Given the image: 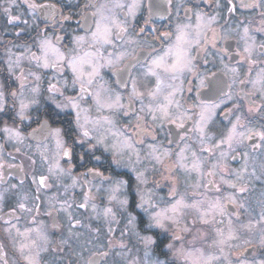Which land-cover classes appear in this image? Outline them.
<instances>
[{
	"label": "flooded vegetation",
	"instance_id": "flooded-vegetation-1",
	"mask_svg": "<svg viewBox=\"0 0 264 264\" xmlns=\"http://www.w3.org/2000/svg\"><path fill=\"white\" fill-rule=\"evenodd\" d=\"M113 2L115 0H14L10 4L9 0H0V92L4 94V101L0 105V264H5V261L7 264H26L19 249L21 244H31L32 240H37L38 247L25 248L23 255L36 256L39 252L36 257L38 264H143L146 249L140 236L152 235L153 239L167 243L173 231L185 236V245L205 248V240L194 238L196 230L207 232V236L212 232L199 223L194 226L190 224L193 218L191 210L187 211L185 219L192 227V232L184 234L174 228L166 236L159 230L141 231L143 225L139 222L135 228L130 226L128 212L118 201L127 198L130 207L134 209L139 201L137 192H140L146 198H151L158 209H163L174 203V198L170 196L173 183H177L179 194L186 197H192L193 193L198 192L203 195L197 196V199H215L234 193L237 200L246 201L247 192L260 182L257 177L258 172L264 170V147H252L254 143L260 142L258 138L234 144L235 151L229 150L227 145H222L220 149L213 148L227 134L238 116L243 125L237 128L238 133L264 129V100L251 83H240L242 80L255 79L259 67L249 71L247 61L238 55L244 53L246 44L255 45L253 59L264 61V56L255 54L258 46L264 43V19L258 10L240 7V0H232L231 4L229 0H171L170 4L166 0H140L141 7L135 10V16L127 15V7L123 10L116 9L119 18L126 19L128 23L124 40L135 41L134 44H125L132 55L137 52L147 55L149 44L157 52L161 51L167 45L156 37L160 33L174 32L178 24H190L189 32L194 37L197 12L203 14L205 24L209 17L216 18L210 26L215 35L208 28L202 29L200 45H193L190 51V55L194 57L193 72L184 73L181 80L175 82L182 89L175 98L187 110L191 119L185 122L184 130L176 129L175 125H170L167 121H163V127H160L161 121H153L147 114V107L143 112L140 111L141 104L138 100L129 109V94L132 91L130 82L124 88L115 83L110 72H104L102 74L105 80L122 96L125 108L99 114L93 109L87 113L90 120H95L98 115L108 116L112 120L111 124L93 128L90 132V137H103L105 143L92 148L96 139L90 138L87 142L73 145V140L80 139L75 124L76 114L71 107L57 109L49 98L52 94L47 91L51 80V83L64 92L63 97L56 94L58 101L76 95V91L70 87L67 91L62 87L66 79L70 85L71 73L67 68L63 73L38 68L31 55H40V41L46 38H50L62 52L67 53L73 47V37L86 35V29L90 26L91 22H85L82 18L86 12L90 16L93 9L85 10L84 6H110ZM119 2L129 5L133 0ZM33 4L36 5L35 8L30 7ZM155 5H160L159 15L152 14ZM229 7L235 10L229 12ZM5 9L8 11L5 12ZM186 9L191 11L186 13ZM9 15L19 19L10 23ZM63 16H70L71 19L64 21ZM146 20L148 23H145ZM81 24L84 25L83 28ZM245 27L249 30L247 37L244 34ZM141 28L145 29L143 33H140ZM57 37L61 38L58 43ZM231 69H235V73ZM29 71L36 73L41 79L37 82L34 77L28 76L21 89L19 77L22 73L27 75ZM137 71L143 70L138 68ZM213 74L225 81L224 92L230 93L231 99L228 96L222 97L225 102L220 103L204 126V141L201 143L200 134L195 130V122L200 111L197 105L204 98L206 90L197 92V86L201 78L212 77ZM227 84L233 86L229 89ZM37 86L40 93L34 95L31 89ZM154 86L155 79L152 77L143 78L137 84L138 90L145 94V106L149 103H163L162 97L155 102L149 100L147 92ZM13 92L16 93L15 97ZM20 99H24L26 103L33 99L36 101L29 103L24 119L17 115ZM86 101L82 102L85 109L91 104L90 98H86ZM252 105L255 106L250 111ZM172 110L175 111V108ZM125 111L128 112L127 115ZM137 116L144 117L139 121L142 129L140 132L136 129ZM43 124H47L49 129H61L60 139L65 141L64 148L70 150V156H64L63 150L57 148V137L47 131H40ZM5 128L19 136L5 132ZM176 131L180 132L184 140L175 135ZM125 140H130L132 149L121 147L122 154L114 157L112 145L122 146ZM170 140L172 143H169ZM105 147L109 151H105ZM152 148L161 152L169 151L171 156L164 164L177 165L167 181L164 177L169 176V173L164 171V165H155L149 156ZM201 148H212V152H202ZM181 149H185L186 159L183 163L187 168H191L195 152L197 158L203 161V173H207L211 165L220 159L221 151L227 153L224 158L227 167L222 170V174L236 187H229L217 175L210 179L220 188L219 192L214 188L205 189L203 184L207 180H203L202 186L197 189L195 185L201 177L196 172L178 167L177 154ZM81 156H84L83 160ZM97 156L100 157L99 161L95 159ZM115 159L121 161L120 165L114 162ZM89 169L102 172L103 177L128 181L117 193V200H109L112 184L101 177H94ZM137 172L144 173L143 178L147 181L139 184V187ZM236 173H240L242 178L238 180ZM41 177H44L43 184ZM240 187L247 190L240 193L237 191ZM85 193H89L90 197L86 207L82 208L80 205L85 203ZM178 198L179 195L175 197ZM21 204L24 205L23 209L20 208ZM227 207L229 213L237 211L231 204ZM109 208L112 212L106 216L105 211ZM239 213V220L249 216L245 207L239 209ZM133 214L137 215L138 221L140 217L146 219L140 209H136ZM250 216L259 217L253 212ZM221 219L223 224L220 226L223 228L227 225L226 220L239 221L235 214L218 216L217 221ZM175 243L177 247L180 246L179 241ZM152 251L153 258L162 261L166 259L159 255V250L155 247ZM103 253L107 255H102ZM167 259L172 264H182L174 260L171 253Z\"/></svg>",
	"mask_w": 264,
	"mask_h": 264
},
{
	"label": "snow or ice",
	"instance_id": "snow-or-ice-1",
	"mask_svg": "<svg viewBox=\"0 0 264 264\" xmlns=\"http://www.w3.org/2000/svg\"><path fill=\"white\" fill-rule=\"evenodd\" d=\"M168 4L171 3V0H166ZM9 3H14V0H9ZM232 3V0H229V4ZM219 6V5H218ZM30 7L35 8L36 5H30ZM41 7H54V6H41ZM85 10L92 8L90 16L85 14L82 18L85 22L90 21V26L86 29V35H77L73 37L72 44L73 47L67 52H62L59 47L50 38H46L40 41V55L32 53L31 59L36 61V67L43 69H50L55 73H63L65 68L71 73V83L69 85L68 80H65V83L62 87L67 91L70 87L73 91H76V95L65 97L63 101H58L56 94L59 93V96L63 97L64 92L60 91L57 88L56 84L49 82L47 91L52 94L49 98L53 101L57 109L63 110L65 108L71 107L75 112V124L80 137L79 141L73 140L72 143L75 145L77 142L84 143L87 142L90 138L96 139V144L91 145L92 148H96L97 145L104 144L105 139L103 137L96 138L94 136L90 137V132L93 128H100L105 124H111L112 120L108 116L98 115L95 120H90L87 113L95 110L96 113H103L105 111H121L124 110L125 105L122 103V96L119 92L115 91L109 85V82L105 80L104 72H110L112 77L115 78V83L119 86L127 88L128 83L132 85V91L129 94V109L135 101H139L141 104L140 111L143 112L145 107H147V114L150 115L153 121L159 119L161 121L160 127H163V121H167L170 125H175V128L178 130L185 129V122L191 117L187 115V110L183 109L180 101L176 100L177 92L182 89L177 86L175 83L178 80H181V77L184 73H191L194 70L193 59L190 55V51L193 45H200V35L201 31L204 28L210 29L211 24L215 21V17H209L207 24L204 23L203 14L197 12L196 15V26H195V36L192 37V34L189 32L191 27L190 24H178L175 28V31H169L160 33L156 39L161 40L166 47H163L161 51L157 52L155 48L149 44V53L147 55L137 52L136 55H132L128 52L125 44H134L135 41L129 40L125 41L124 37L128 32V23L127 20H121L119 15L115 11L116 9L123 10L125 7L128 8L127 15L135 16V10L141 7L140 0H133V3L125 5L120 3L119 0H115L110 6L106 4H89L85 5ZM240 7L244 9H252L257 11L262 19H264V0H240ZM229 12H233L235 9L229 7ZM8 9H5L7 12ZM191 11L186 9V13ZM161 12L160 5L154 6V11L152 14L159 15ZM19 19L17 16L9 15V22L11 23L14 20ZM70 16H63L64 21L70 20ZM145 23H148L146 20ZM83 28L84 25L81 24ZM145 31L144 28L140 29V33ZM153 31H157L153 29ZM248 28L245 27L244 34L245 37L248 36ZM174 37V40H173ZM61 38L57 37L56 41L59 42ZM172 41L171 43H168ZM207 41L205 40V43ZM255 45L249 46L246 44L244 48V53L241 55L242 60H246L249 65V71H252L254 67H259V71L256 73V78L251 80H242L240 83L242 85L251 83L253 88H256L260 93L261 99L264 100V61H257L253 59V48ZM258 56H264V43H261L258 46V51L255 53ZM142 69L143 71H137V69ZM235 73V69H231ZM28 76L34 77V79L39 82L41 77L34 72L29 71L27 75L23 73L19 77L21 81V89L24 88V81L27 80ZM152 77L155 79V86L148 90L147 96L150 101H157L158 98H163V103H149L144 105L143 98L144 93L139 91L137 84L143 78ZM233 85L227 84V87L230 89ZM225 81L217 78L215 74L212 77L201 78L197 86V92L201 90H206L204 98L199 100L197 107L200 111L197 114L198 119L196 120L195 130L200 134L201 143L204 141V126L207 121L214 114L215 109L220 106V103L225 101L222 99L223 96H228V99H231L230 93L224 92ZM78 90V91H77ZM34 95H39L40 89L39 86L33 87L31 89ZM191 91V89H189ZM13 97L16 96V93H12ZM86 98H90L91 104L87 109L82 107V102H87ZM4 101V94L0 92V105ZM29 103H36L35 99L26 103L24 99L19 101V112L17 115L21 119L25 118V110L29 107ZM255 105L250 106L254 107ZM173 107L175 111H173ZM2 110V109H0ZM231 112L232 110L229 109ZM159 113V116H157ZM83 114V115H82ZM128 112L125 111V115ZM144 117L137 116V132H140L141 124L139 121H142ZM83 120V122H81ZM91 126V127H90ZM240 117L236 118V122L232 124L231 128L227 130V134L224 135L219 142L213 145V148L220 149L222 145H227L229 150L235 151L233 147L234 144H242L245 139L252 140L254 138L259 139V143H254L253 148L264 147V129L260 131L248 130L245 132H237L238 127H242ZM5 132L11 133L13 135L19 136L18 133H12L11 129L5 128ZM40 131H47L49 134L57 137V148L63 150L64 156H70V150L64 148L65 141L60 139L61 129H49L47 124L41 126ZM172 135V133H170ZM175 135L180 136V132L176 131ZM181 140H184L183 136H180ZM172 143V140L169 141ZM121 147H126L132 149V144L130 140H125L123 145H112L113 156L122 154L120 149ZM105 151H109L105 147ZM202 152H212V148H201ZM185 149H181L180 153L177 154L178 167L185 169L186 171L196 172L200 180L197 181L195 187L199 189L202 186V181L207 180L206 184H203L205 189H215L219 192L220 188L215 185L214 181L210 177L217 175L221 176L223 183L227 184L229 187L235 188L236 185L231 183V181L224 178L222 170L227 167L224 162V158L227 153L221 151L220 159L211 165V169L207 173L202 172L203 161L197 158L196 153H193V163L191 168L188 169L187 166L183 163L186 159L184 156ZM151 160L154 161L155 165H164V171L169 173V176H165L164 179L167 181L171 178L173 174V168L177 165L168 166L164 162L166 159H169L171 153L167 150L159 151L156 148H152L151 153L149 154ZM137 158L139 159V154L137 153ZM235 158V157H234ZM81 159H84V156H81ZM99 161L100 157H95ZM114 162L117 165H120L121 161L115 159ZM221 169V171H217ZM135 171V169H132ZM51 172L52 169L50 168ZM94 177H101L102 180H106L112 184L110 189L111 195L109 200H117V193L128 183V181L115 179L112 177H103L102 172L95 171L93 169L88 170ZM236 178L239 180L242 178L240 173H236ZM144 173L137 172L136 180L138 182L137 187L141 183H147L143 178ZM259 179V177H257ZM44 183V177H41V184ZM247 189L245 187H240L237 191L240 193L245 192ZM139 196V201L136 203L135 208H131L129 200L127 198L119 200L118 203L122 208L128 212V224L135 228L137 223L143 225L141 231L152 232L153 230H159L161 233H164L166 236L171 229H179L180 233L190 234L192 232V226L199 223L203 226H206L213 233L212 242L208 244V249L206 250L203 247H197L193 244L185 245L184 244V235H178L175 231L172 232L169 242L164 243L162 240L153 239L152 235L140 236L141 241L145 245V258L143 264H172V261L167 259L169 253L174 260L182 262V264H218V262L223 258L225 264H264V259L257 262L254 258L249 260L246 253L249 249H245L243 252H240L235 261L228 258V256L223 255L224 247H231L230 244L233 240L240 239L238 232L240 229L234 227L233 221L230 219L228 222L227 231L218 225L223 224V219L217 221L216 217H225L226 215L235 214L237 220H239V209L244 208V204L240 203L234 193H230L227 196L221 198L217 197L215 199H197V196H201V193H193L192 197H186L185 195H180L178 192L177 183H173L170 190V196L174 198V203L169 207L158 209L157 204L153 203L151 198H146L140 192H137ZM179 195L178 199H175ZM90 197L89 193H85V203L81 204L80 207H86L87 201ZM191 200V202H188ZM264 203V202H262ZM231 204L234 208L237 209L235 213H229L227 205ZM20 208L23 209L24 205L21 204ZM136 209H140L145 214V217H140L138 221L137 215H134ZM191 210L193 218L189 222L185 219L187 211ZM112 210L106 209L105 215L107 216L111 213ZM183 221V224H182ZM259 223H264V207L261 209V216ZM79 223V221H77ZM55 226V225H54ZM255 225L249 222L246 225H241L246 231H251ZM26 235V234H22ZM37 235L39 237V231L37 230ZM195 239L207 240V232L202 231L201 229L196 230ZM175 241L180 242V246L177 247ZM245 244H251L250 241H244ZM260 246L264 248V229H261L260 237ZM32 247H38L37 240H32L31 244H21L20 252L23 256V259L26 261V264H38L39 252L36 253V256L32 255H23L24 249ZM123 247V245H121ZM159 250V255L166 257L165 260H160L159 258H153V248ZM216 248L219 250L221 255H216L210 249ZM102 255H107L103 253ZM91 259V258H90ZM7 264V261H5Z\"/></svg>",
	"mask_w": 264,
	"mask_h": 264
},
{
	"label": "rangeland",
	"instance_id": "rangeland-1",
	"mask_svg": "<svg viewBox=\"0 0 264 264\" xmlns=\"http://www.w3.org/2000/svg\"><path fill=\"white\" fill-rule=\"evenodd\" d=\"M258 177L260 182L257 185V187L253 188L250 192H247V194L245 195L247 197V200L245 201L244 199L241 200L238 199L240 203L244 204V207L246 208V211L249 214V216H247L243 220L233 222L234 227L240 229V231L238 232L240 239L231 241L230 242V244L232 245L231 247L228 246L224 247L223 255L228 256V258L232 259L233 261H235L236 256L240 252H243L246 248H249L251 246H253L254 249L251 255L248 256L247 258L249 260H252L254 258L257 262L264 259V248H261L260 246L261 229H264V223L258 222L261 216V209L262 207H264V203H262L264 202V170L258 172ZM252 212L258 214L259 217L257 218L254 216H250ZM217 218L218 216L216 217V220ZM228 222L229 221L226 220L227 225H225L224 228L222 227L225 231H227ZM249 222L255 225V227L251 231H246L243 228H241V225H246ZM218 226L221 227L220 225ZM212 237H213V233L207 236V240H205L207 242V245L205 247L206 250H209L207 246L212 242ZM246 240L250 241L251 244L250 245L245 244L244 241ZM210 251H212L216 255H221L219 250L216 248L210 249ZM218 264H225L223 258L218 262Z\"/></svg>",
	"mask_w": 264,
	"mask_h": 264
},
{
	"label": "water",
	"instance_id": "water-1",
	"mask_svg": "<svg viewBox=\"0 0 264 264\" xmlns=\"http://www.w3.org/2000/svg\"><path fill=\"white\" fill-rule=\"evenodd\" d=\"M248 249H249V251H248V253H246L247 257L251 255V253H252V251H253V247H250V248H248Z\"/></svg>",
	"mask_w": 264,
	"mask_h": 264
}]
</instances>
